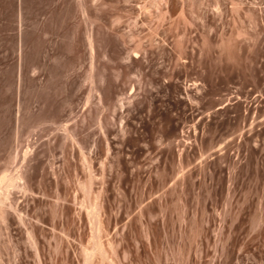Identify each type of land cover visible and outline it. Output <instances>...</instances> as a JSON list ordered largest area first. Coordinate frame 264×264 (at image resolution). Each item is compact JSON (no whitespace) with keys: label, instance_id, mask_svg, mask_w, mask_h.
<instances>
[{"label":"rangeland","instance_id":"374dc122","mask_svg":"<svg viewBox=\"0 0 264 264\" xmlns=\"http://www.w3.org/2000/svg\"><path fill=\"white\" fill-rule=\"evenodd\" d=\"M0 264H264V0H0Z\"/></svg>","mask_w":264,"mask_h":264},{"label":"bare ground","instance_id":"6f19581e","mask_svg":"<svg viewBox=\"0 0 264 264\" xmlns=\"http://www.w3.org/2000/svg\"><path fill=\"white\" fill-rule=\"evenodd\" d=\"M216 5H218V4H216ZM216 9L218 10V8H216ZM219 10H220V9H219ZM217 13H218V12H217ZM222 14H223V13H222ZM133 52H134V51H133ZM133 52H132V53H133ZM134 53H136V52H134ZM134 53H133V54H134ZM137 55H138V54H136V56H137ZM136 56H135V57H136ZM2 188H3V187H2ZM86 263H87V262H86Z\"/></svg>","mask_w":264,"mask_h":264}]
</instances>
